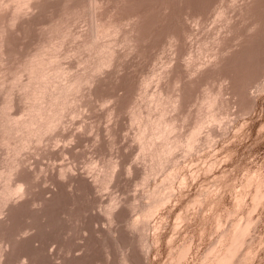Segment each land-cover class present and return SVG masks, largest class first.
Wrapping results in <instances>:
<instances>
[{
  "label": "rangeland",
  "instance_id": "rangeland-1",
  "mask_svg": "<svg viewBox=\"0 0 264 264\" xmlns=\"http://www.w3.org/2000/svg\"><path fill=\"white\" fill-rule=\"evenodd\" d=\"M229 251L264 264V0H0V264Z\"/></svg>",
  "mask_w": 264,
  "mask_h": 264
},
{
  "label": "bare ground",
  "instance_id": "bare-ground-1",
  "mask_svg": "<svg viewBox=\"0 0 264 264\" xmlns=\"http://www.w3.org/2000/svg\"><path fill=\"white\" fill-rule=\"evenodd\" d=\"M26 1H27V0H26ZM28 1H31V0H28ZM20 2H21V1H20ZM22 3H24V2L22 1ZM109 28H110V27H109ZM102 29H103V28H102ZM107 29H108V28H107ZM103 30H104V29H103ZM108 31H110V30H108ZM98 32H99V30H98ZM103 32H104V31H103ZM103 32H101V33H103ZM111 33H112V32H111ZM104 34H105V32H104ZM104 36H105V35H104ZM112 36H113V35H112ZM98 37H99V36H98ZM98 37H97V38H98ZM93 39H94V38H93ZM88 43H89V42H88ZM104 47H105V46H104ZM107 48H108V46H107ZM109 48H110V47H109ZM100 49H101V48H100ZM101 50H102V49H101ZM107 52H108V51H107ZM45 53H46V52H45ZM100 53H101V52H100ZM42 54H43V53H42ZM112 54H113V53H112ZM49 56H50V55H49ZM37 58H38V57H37ZM104 58H105V57H104ZM36 60H37V59H36ZM51 61H52V60H51ZM108 61H109V60H108ZM39 62H40V61H39ZM46 64H47V63H46ZM30 65H31V64H30ZM42 65H43V64H42ZM37 66H38V65H37ZM44 66H45V65H44ZM42 67H43V66H42ZM29 69H30V68H29ZM32 70H33V69H32ZM32 70H31V71H32ZM34 70H35V69H34ZM42 71H43V70H42ZM45 72H46V71H45ZM47 73H48V71H47ZM47 73H46V74H47ZM43 74L45 75V73H43ZM37 75H38V74H37ZM44 75H43V76H44ZM43 76H42V77H43ZM45 76H46V75H45ZM34 77H35V76H34ZM40 77H41V76H40ZM40 77H39V78H40ZM37 80H38V79H37ZM42 81H45V80L42 79ZM84 81H85V80H84ZM37 82H38V81H37ZM48 82H49V81H48ZM50 82H51V81H50ZM80 82H81V81H80ZM40 83H41V82H40ZM78 83H79V82H78ZM50 84H51V83H50ZM70 84H72V83H70ZM76 84H77V82H76ZM72 85H73V84H72ZM38 86H39V85H38ZM46 86H47V85H46ZM50 87H51V86H50ZM50 87H49V88H50ZM59 87H60V86H59ZM66 87H67V86H66ZM74 87H75V86H74ZM38 88H39V87H38ZM47 88H48V87H47ZM56 88H57V87H56ZM63 88H64V87H63ZM78 88H79V87H78ZM41 89H42V88H41ZM43 89H44V87H43ZM53 89H54V88H53ZM57 89H58V88H57ZM36 90H37V89H36ZM38 90H40V89H38ZM64 90H65V89H64ZM76 90H77V89H76ZM33 91H34V90H33ZM51 91H52V90H51ZM68 91H69V89H68ZM72 91H73V90H72ZM72 91H71V93H72ZM74 91H75V90H74ZM77 91H78V90H77ZM57 92H58V91H57ZM64 92H66V91H64ZM38 93H40V92H38ZM41 93H42V92H41ZM48 93H49V91H48ZM53 93H54V92H53ZM59 93H61V92H59ZM51 94H52V93H51ZM51 94H50V95H51ZM69 94H70V93H69ZM35 95H36V94H35ZM44 95H45V94H43V96H44ZM52 95H53V94H52ZM55 95H56V94H55ZM61 95H62V94H61ZM63 95H64V94H63ZM67 95H68V94H67ZM70 95H71V94H70ZM39 96H40V95H39ZM39 96H38V97H39ZM56 96H57V95H56ZM56 96H55V97H56ZM33 97H35V96H33ZM36 97H37V96H36ZM44 97H46V95H45ZM44 97H43V98H44ZM59 97H60V96H59ZM59 97H58V98H59ZM66 97H67V96H66ZM63 98H64V97H63ZM67 98H69V97H67ZM31 99H32V97H31ZM31 99H30V100H31ZM51 99H52V98H51ZM65 99H66V98H65ZM213 99H214V98H213ZM36 100L38 101V98H37ZM36 100H34V101H36ZM53 100H54V98H53ZM57 100H58V99H57ZM60 100H62V99H60ZM210 100H211V99H210ZM54 101H55V100H54ZM55 102H56V101H55ZM59 102H60V101H59ZM65 102H67V101H65ZM213 102H214V101H213ZM213 102H212V103H213ZM44 103H45V102H44ZM53 103H54V102H53ZM56 103H57V102H56ZM56 103H55L54 105H56ZM61 103H62V102H61ZM68 103H69V102H68ZM42 104H43V103H42ZM50 104H51V103H50ZM65 104H66V103H65ZM46 105H47V104H46ZM52 105H53V104H52ZM58 105H59V103H58ZM60 105H62V104H60ZM40 106H41V105H40ZM47 106H48V105H47ZM47 106H46V107H47ZM64 106H65V105H64ZM41 107H42V106H41ZM50 107H51V105H50ZM54 107H55V106H54ZM61 107H62V106H61ZM61 107H60V108H61ZM58 108H59V107H58ZM58 108H57V106H56V109H57L58 111H60ZM32 109L34 110V106H33ZM35 109H36V108H35ZM37 109H38V108H37ZM44 109H45V107H44ZM52 109L54 110V108H52ZM28 110L31 111V108L28 109ZM40 110H41V109H40ZM46 110H47V109H46ZM53 110H51V111H53ZM48 111H49V110H48ZM61 111H62V110H61ZM162 111H163V110H162ZM35 112H36V111H35ZM35 112H34V113H35ZM39 112H41V111H39ZM42 112H43V110H42ZM45 112H46V111H45ZM56 112H57V111H56ZM65 112H66V111H65ZM27 113H29V112L27 111ZM30 113H31V112H30ZM30 113H29V114H30ZM51 113H52V112H51ZM43 114H44V113H43ZM32 115L34 116V114H32ZM39 115H40V114H39ZM39 115H38V117H37V120H38V118H40ZM44 115H45V114H44ZM57 115H58V113H57ZM36 116H37V115H36ZM41 116H42V115H41ZM50 116H52V115H50ZM62 116H63V114H62ZM28 117H29V116H28ZM55 117H56V116H55ZM161 118H162V117H161ZM32 119H33V118H32ZM35 119H36V118H34V120H35ZM41 119H43V118H41ZM45 119H48V116H47ZM49 119H50V118H49ZM52 119H53V118H52ZM56 119H57V118H56ZM59 119H60V118H59ZM39 120H40V119H39ZM50 120H51V119H50ZM54 120H55V119H54ZM28 121H29V119H28ZM28 121H27V122H28ZM46 121H47V120H45V122H46ZM56 121H58V119H57ZM200 121H202V120H200ZM14 122H15V121H14ZM14 122H13V123H14ZM25 122H26V121H25ZM27 122H26V123H27ZM29 122H30V121H29ZM37 122H38V121H37ZM39 122H40V121H39ZM43 122H44V120H43ZM59 122H60V121H58V123H59ZM163 122H164V121H163ZM13 123H12V124H13ZM23 123H24V122H23ZM33 123H34V122H33ZM155 123H156V122H155ZM161 123H162V122H161ZM10 124H11V123H10ZM39 124H40V123H39ZM47 124H48V123H47ZM53 124H54V123H53ZM157 124H158V123H157ZM201 124H202V123H201ZM22 125H23V124H22ZM32 125H33V124H32ZM34 125H35V124H34ZM37 125H38V123H37ZM40 125H41V124H40ZM40 125H39V126H40ZM42 125H44V123H43ZM154 125H156V124H154ZM20 126H21V125H20ZM30 126H31V125H30ZM47 126H48V127H51V124H48ZM47 126H46V127H47ZM56 126H57V125H56ZM58 126H59V125H58ZM147 126H148V125H147ZM152 126H153V125H152ZM157 126H158V125H157ZM26 127H29V126H26ZM26 127H25V128H26ZM31 127H32V126H31ZM36 127H37V126H36ZM42 127H44V126H42ZM42 127H41V131H44V130H42ZM48 127H47V128H48ZM54 127H55V125H54ZM167 127H168V126H167ZM167 127H166V128H167ZM201 127H202V126H201ZM162 128H163V127H162ZM15 129H16V128H15ZM22 129H24V127H22ZM22 129H21V130H22ZM45 129H46V128H45ZM52 129H53V128H52ZM54 129H55V128H54ZM170 129H171V128H170ZM34 130H35V129H34ZM156 130H157V128H156ZM158 130H159V129H158ZM168 130H169V129H168ZM196 130H197V128H196ZM16 131H17V130H16ZM28 131H29V130H28ZM39 131H40V130H39ZM146 131H147V130H146ZM152 131H153V130H152ZM197 131H198V130H197ZM18 132H19V131H18ZM18 132H17V133H18ZM26 132H27V131H26ZM36 132H37V131H36ZM44 132H45V131H44ZM153 132H155V134H157L156 131H153ZM157 132H158V131H157ZM161 132H162V131H161ZM163 132H165V131H163ZM22 133H23V132H22ZM42 133H43V132H42ZM47 133H48V132H47ZM146 133H147V132H146ZM167 133H168V132H167ZM27 134H28V133H27ZM32 134H33V132H32ZM37 134H38V133H37ZM141 134H143V133H141ZM160 134H161V133H160V131H159V134H158V135H160ZM192 134H193V133H192ZM194 134H195V132H194ZM197 134H198V133H197ZM146 135H147V134H146ZM27 136H28V135H27ZM32 136H33V135H32ZM39 136H40V135H39ZM151 136H152V135H151ZM163 136H164V135H163ZM23 137H24V136H23ZM29 137H30V136H29ZM34 137H35V136H34ZM40 137H41V136H40ZM44 137H45V135H44ZM139 137H140V135H139ZM155 137H156V136H155ZM195 137H196V136H195ZM27 139H28V138H27ZM29 139H30V138H29ZM35 139H36V138H35ZM39 139H40V138H39ZM39 139H38V140H39ZM155 139H156V138H155ZM189 139H190V137H189ZM191 139H192V138H191ZM140 141H141V140H140ZM149 141H150V139H149ZM187 141H188V140H187ZM194 141H195V140H194ZM192 142H193V141H192ZM28 143H29V142H28ZM26 144H27V143H26ZM178 144H179V143H178ZM178 144H177V145H178ZM180 144H181V143H180ZM186 144H188V143H186ZM144 145H145V144H144ZM148 145H149V144H148ZM170 145H171V144H170ZM189 145H190V144H189ZM166 146H167V145H166ZM179 146H180V145H179ZM179 146H177V147H179ZM191 146H192V145H191ZM174 147H175V146H174ZM177 147H176V148H177ZM187 147H188V145H187ZM17 148H18V147H17ZM149 148H150V147H149ZM168 148H169V147H168ZM168 148H167V149H168ZM16 150H17V149H16ZM164 150H165V149H164ZM166 151H167V150H166ZM18 152H19V151H18ZM160 152H161V151H160ZM171 152H172V150H171ZM165 154H166V153H165ZM10 190H11V189H10ZM16 191H17V189H16ZM5 193H6V192H5ZM4 195H5V194H4ZM160 198H161V197H160ZM164 198H165V197H164ZM156 201H157V200H156ZM159 202H160V201H159ZM160 203H161V202H160ZM146 215H147V214H146ZM245 229H246V227H245ZM245 229H242V228H241V229H238V231H237L238 234H237V236L235 235V236L237 237V239L235 238L237 242L241 239V235L244 236V234L246 233V230H247V229H246V230H245ZM236 241H235V243H236ZM241 242H242V241H241ZM239 243H240V242H239ZM239 243H238V244H239ZM235 245H236V244H235ZM230 252H231V251H229V255H227V256L225 255L226 257H225V256L222 257V258H223L222 260L219 259V261H220V260H221V261H220V263H217V264H230V263H231V262H230V259L232 258V255H230ZM234 254H235V253H234ZM224 258H225V259H224ZM233 258H234V257H233ZM235 258H236V257H235ZM237 258H238V257H237ZM232 260H233V259H232ZM232 263H235V262H232ZM232 263H231V264H232Z\"/></svg>",
  "mask_w": 264,
  "mask_h": 264
}]
</instances>
